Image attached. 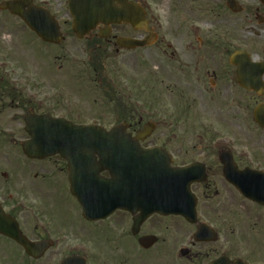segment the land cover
<instances>
[{"label":"flooded vegetation","instance_id":"obj_1","mask_svg":"<svg viewBox=\"0 0 264 264\" xmlns=\"http://www.w3.org/2000/svg\"><path fill=\"white\" fill-rule=\"evenodd\" d=\"M128 1L144 11L140 26L98 23L83 42L113 47L124 56L133 53L139 65L154 48L169 65L168 93L173 107L185 113L187 138L166 148L173 165H193L196 221L153 214L139 222L123 210L87 219L69 192L66 164L56 156L24 154L29 82L2 76L0 206L24 237L41 244L30 255L0 235L17 250L10 264H63L67 258L71 264H264V206L242 196L224 175L225 168L264 171V153L252 150L255 131L264 143V127L254 120L256 106L264 107V0ZM5 4L21 12L40 10L63 33H73L69 0H0V35L19 29L34 34ZM149 32L156 36L151 45L126 49L116 44L118 37L142 39ZM193 131L198 139L191 138ZM224 161L232 162L226 166ZM200 223L212 230L198 231Z\"/></svg>","mask_w":264,"mask_h":264},{"label":"water","instance_id":"obj_2","mask_svg":"<svg viewBox=\"0 0 264 264\" xmlns=\"http://www.w3.org/2000/svg\"><path fill=\"white\" fill-rule=\"evenodd\" d=\"M113 1L115 0H103L105 10L109 8L111 11L110 21L124 20L134 23L139 14L134 12L129 2L116 0L122 4V9L114 11L110 8ZM88 2L87 14L83 11L85 6L82 3L79 6L73 5L72 2L70 4L71 11L75 13L73 29L79 38L83 37L96 21L103 20L99 15L85 23L84 16L90 13L94 15L95 12V9L91 8L92 0ZM10 10H13L12 7ZM13 11L43 40L54 43L62 40L55 23L49 21L50 27L43 19L37 17L39 10L36 13L34 10L27 13ZM26 130L31 136L24 144L28 155L44 157L58 153L66 159L72 182L71 191L79 197L84 211L91 216L108 214L117 207L130 211L140 210L142 219L153 212H187L184 204L189 196L188 185L191 179L186 170L170 167V157L164 150L143 149L139 146L138 140L150 133L151 124L137 131L132 137L125 131L124 124L105 130L97 125H74L63 118L42 114L27 116ZM96 156L99 157L98 161L95 160ZM77 166L84 169L77 170ZM105 169L110 172V179L97 176L99 171ZM238 187L246 196H253L249 185L242 184ZM259 197L263 198L262 195ZM191 211L193 212L192 209ZM0 232L14 238L27 252L39 245L30 243L21 236L15 222L1 209Z\"/></svg>","mask_w":264,"mask_h":264},{"label":"rangeland","instance_id":"obj_3","mask_svg":"<svg viewBox=\"0 0 264 264\" xmlns=\"http://www.w3.org/2000/svg\"><path fill=\"white\" fill-rule=\"evenodd\" d=\"M161 21L163 33H166V24L163 19ZM19 30L0 35V77L19 76L20 81L29 82L30 108L85 122L99 119L102 125L109 127L121 120L118 111L124 103L127 109L134 108L139 117L138 123L131 124L129 130L140 128L147 121L156 123L143 145H167L172 140L167 145L171 148L177 146L173 140L183 138L182 116L180 113L171 115L172 109H169L170 75L165 73L169 65L157 55L158 52L154 53V48L147 50L150 55L139 65L133 53L124 56L123 52L116 53L113 48L96 53L71 34L65 35L58 45H51L26 30L17 32ZM90 59L97 66L95 70L88 63ZM107 83L117 91L112 101L108 99ZM172 117H175L174 121ZM170 121L179 124L174 127L175 138L168 126ZM260 136L261 133L255 131L252 148L255 154L264 153ZM208 214L217 220L216 214ZM16 252L0 239L2 264H10L9 259L16 261Z\"/></svg>","mask_w":264,"mask_h":264},{"label":"trees","instance_id":"obj_4","mask_svg":"<svg viewBox=\"0 0 264 264\" xmlns=\"http://www.w3.org/2000/svg\"><path fill=\"white\" fill-rule=\"evenodd\" d=\"M91 66H93L94 68L96 67L95 64H91Z\"/></svg>","mask_w":264,"mask_h":264}]
</instances>
